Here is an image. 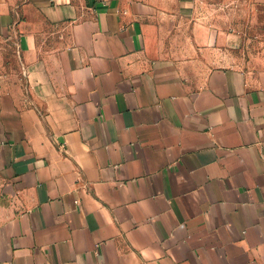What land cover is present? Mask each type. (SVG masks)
<instances>
[{"label":"crops","instance_id":"0c3cea01","mask_svg":"<svg viewBox=\"0 0 264 264\" xmlns=\"http://www.w3.org/2000/svg\"><path fill=\"white\" fill-rule=\"evenodd\" d=\"M202 0H0V264H264V44Z\"/></svg>","mask_w":264,"mask_h":264},{"label":"rangeland","instance_id":"374dc122","mask_svg":"<svg viewBox=\"0 0 264 264\" xmlns=\"http://www.w3.org/2000/svg\"><path fill=\"white\" fill-rule=\"evenodd\" d=\"M20 1V0H19ZM202 12L222 30H236L239 50L264 44V0H202ZM22 76L16 45L0 38V82ZM1 86V83H0Z\"/></svg>","mask_w":264,"mask_h":264}]
</instances>
